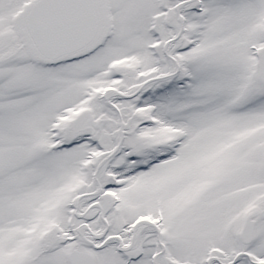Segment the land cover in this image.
Returning a JSON list of instances; mask_svg holds the SVG:
<instances>
[{"label": "snow or ice", "instance_id": "snow-or-ice-1", "mask_svg": "<svg viewBox=\"0 0 264 264\" xmlns=\"http://www.w3.org/2000/svg\"><path fill=\"white\" fill-rule=\"evenodd\" d=\"M0 264H264V0H0Z\"/></svg>", "mask_w": 264, "mask_h": 264}]
</instances>
